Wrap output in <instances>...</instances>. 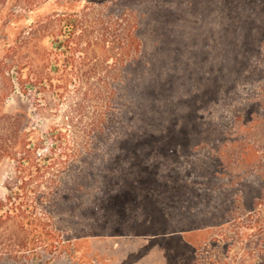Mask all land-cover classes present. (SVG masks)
<instances>
[{
	"label": "trees",
	"instance_id": "trees-1",
	"mask_svg": "<svg viewBox=\"0 0 264 264\" xmlns=\"http://www.w3.org/2000/svg\"><path fill=\"white\" fill-rule=\"evenodd\" d=\"M232 2L218 1L211 19L214 0H0L1 91L18 88L49 120L25 131L19 116L3 119L0 157L15 168L0 193V229L12 223L24 236L0 237V264L73 259L79 240L126 235L135 218L138 233L164 206L173 169L192 171L189 187L206 191L196 176L225 179L232 151L254 161L252 138L264 141V117L246 126L254 92L220 109L230 81L238 91L252 75L264 92V34L252 32L245 50L229 44L240 25Z\"/></svg>",
	"mask_w": 264,
	"mask_h": 264
},
{
	"label": "rangeland",
	"instance_id": "rangeland-1",
	"mask_svg": "<svg viewBox=\"0 0 264 264\" xmlns=\"http://www.w3.org/2000/svg\"><path fill=\"white\" fill-rule=\"evenodd\" d=\"M214 1L215 10L211 19L219 18L217 2L220 0ZM232 1L226 8L233 19H240V25L233 26L232 30L230 28L228 42L232 46L241 45L245 50L244 45L252 43V32L264 34V0ZM250 8L255 10L250 11ZM245 53H250L251 57V52ZM235 62L233 59L232 64ZM237 83L238 91L234 82L228 83L227 105L220 109V113L228 114L231 105L241 102L246 92H254V104L247 105L244 111L248 126L253 121V115L264 117V108L258 105L264 102V92H260L263 83L252 79V75ZM2 89L0 83V134L4 127L3 119L8 114L19 116L25 131L46 130L49 120H40L33 114L31 101L18 88L9 94H3ZM197 120V114L190 116L188 127L197 125ZM252 139L255 142L251 141L252 145L258 150L254 161L241 160L232 151L226 158L225 179H217L214 176L217 171H205V175L199 173L196 176L197 181L202 183L208 179L206 191H195V187H189L187 183L193 172L183 167L165 174V184H170L173 189L162 195L164 206L146 213L145 216L152 218L153 223L146 227L143 224L138 233L133 234L138 226L135 218L131 226L133 231L126 235L116 230L113 236L81 239L73 259L58 258L56 255L50 258L48 255L41 264L47 261L49 264H187L189 258L191 264H216L217 260H220L219 264H264V161H260V157L264 156V141L258 136ZM14 168L11 159L0 157V193L5 192L3 185L6 178L14 174ZM152 177L148 175V183L154 179ZM127 197L131 204L139 199ZM117 212L127 216L126 203H121ZM7 226V232L6 228L0 229L2 240L7 237L6 233L24 236L12 223ZM24 264L31 263L26 261Z\"/></svg>",
	"mask_w": 264,
	"mask_h": 264
}]
</instances>
